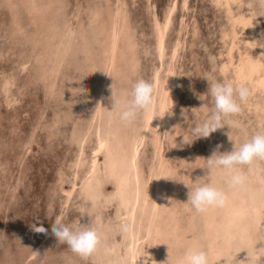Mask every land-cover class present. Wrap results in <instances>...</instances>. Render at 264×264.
<instances>
[{"label": "rangeland", "instance_id": "374dc122", "mask_svg": "<svg viewBox=\"0 0 264 264\" xmlns=\"http://www.w3.org/2000/svg\"><path fill=\"white\" fill-rule=\"evenodd\" d=\"M261 44L264 0H0V264H183L199 247L211 264H264V161L240 166L234 189L203 168L218 145L264 132ZM140 79L153 112L126 125L113 101ZM208 80L251 95L194 140L214 108ZM200 182L224 187L227 204L197 213ZM55 219L91 223L104 243L84 260Z\"/></svg>", "mask_w": 264, "mask_h": 264}, {"label": "clouds", "instance_id": "9594fccd", "mask_svg": "<svg viewBox=\"0 0 264 264\" xmlns=\"http://www.w3.org/2000/svg\"><path fill=\"white\" fill-rule=\"evenodd\" d=\"M262 45L264 44L260 46L264 47ZM208 81V91L213 98L214 108L207 119L192 127L191 135L195 138L194 140L209 138L213 132L225 125L229 126L227 118L239 114L242 110V104L251 95V90L244 83ZM155 92L156 89L152 83L143 79L136 81L131 90L125 92L122 98L113 101V108L118 111L119 119L126 125H131L136 122L141 114L153 112L156 100ZM172 107L163 115L154 114L153 119L156 117L162 119L165 114L174 115L171 111ZM182 115H184L183 110ZM229 139L232 141L231 136H229ZM219 147L221 146L218 145L217 150L206 159L203 168L209 170V173L213 169L221 171L224 184L228 189L242 187L247 182L248 177L240 166L252 165L256 161H264V132L251 135L243 144L234 147L230 152L220 153L218 151ZM187 202L197 213H206L210 208L224 207L228 202V191L224 187L208 182H200L195 189L190 188ZM31 228L36 233H48V229L43 227L42 224L39 226L32 224ZM116 230L121 234L128 233L132 230V225L127 221H121L118 223ZM51 232L58 242L66 244L73 253L84 260L96 253L105 239L103 232L96 226H92L91 223L83 224L80 221L79 223L66 225L61 220L55 219ZM145 260L151 261V256L144 257V262ZM183 264H211V262L207 250L199 247L188 249L185 252Z\"/></svg>", "mask_w": 264, "mask_h": 264}, {"label": "bare ground", "instance_id": "6f19581e", "mask_svg": "<svg viewBox=\"0 0 264 264\" xmlns=\"http://www.w3.org/2000/svg\"><path fill=\"white\" fill-rule=\"evenodd\" d=\"M163 44V43H162ZM241 60V59H240ZM254 61V60H253ZM247 63V62H246ZM245 64V63H244ZM257 68V67H256ZM239 69V68H238ZM243 69V68H242ZM245 69V68H244ZM249 73H253L254 72V70H255V66H249ZM247 70V69H246ZM243 71V70H242ZM258 71V70H257ZM254 74V73H253ZM253 74H252V76H253ZM246 75V74H245ZM249 77L251 78V76L249 75ZM264 77V76H263ZM244 78V77H243ZM263 79V78H262ZM264 80V79H263ZM169 87H172V85H173V83H171V82H169L168 84H167ZM258 86V85H257ZM260 86V85H259ZM169 89V88H168ZM167 89V90H168ZM152 116V115H151ZM141 141V140H140ZM137 155V154H136ZM133 259V260H132ZM131 260L132 261H134L135 260V257H133ZM132 264V263H131Z\"/></svg>", "mask_w": 264, "mask_h": 264}]
</instances>
